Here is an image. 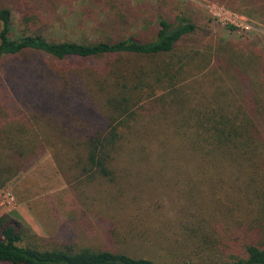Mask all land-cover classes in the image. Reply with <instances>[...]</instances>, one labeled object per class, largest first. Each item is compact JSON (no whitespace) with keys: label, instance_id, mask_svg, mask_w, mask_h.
<instances>
[{"label":"trees","instance_id":"obj_1","mask_svg":"<svg viewBox=\"0 0 264 264\" xmlns=\"http://www.w3.org/2000/svg\"><path fill=\"white\" fill-rule=\"evenodd\" d=\"M213 1L264 24V0ZM10 2L0 0V61L24 53L48 60L23 63L28 71L16 68L8 79L27 73L21 87L35 88L36 101L60 106L45 117L49 112L21 96L33 105V120L10 121L0 101V191L46 151L69 185L113 183L115 155L124 162L150 152L155 167L167 172L187 161L193 173L214 178L198 181L196 196L193 189L189 195L177 190L185 205L172 200L165 214L181 216L164 228L187 234L180 247L201 257L164 264H264V54L252 51L238 61L205 57L185 43L197 31L186 13L159 18L149 38L130 27L105 40L56 39L36 26L48 20L40 10L45 0L17 1L24 27L15 38ZM60 2L49 3L53 13ZM120 234L111 226L107 237L114 241ZM37 241L21 223L0 216V264H161L73 242L43 249Z\"/></svg>","mask_w":264,"mask_h":264},{"label":"rangeland","instance_id":"obj_2","mask_svg":"<svg viewBox=\"0 0 264 264\" xmlns=\"http://www.w3.org/2000/svg\"><path fill=\"white\" fill-rule=\"evenodd\" d=\"M17 1L11 0L9 3L14 10L15 38L20 36V30L24 27L19 19L21 14L17 12ZM52 1L54 0H45L40 9L45 10L43 16L48 20H44L45 24L38 20L36 26L47 30L49 35L56 39L105 40L124 35L130 27L143 38H149L159 18L170 17L174 20L177 15L186 13L196 24L197 31L189 36L185 43L193 49H202L205 57L213 58L214 55H219L221 58H233L238 61L252 51L264 54V24L247 17V23L251 26L249 31L225 26L214 19L208 8L215 5L230 10L218 1L103 0L98 5L88 0H62L54 13L53 8L49 6ZM46 60L48 57L42 54L24 53L5 57L0 61V101L4 104V113L9 115L10 121L23 120L27 116L33 120V105L26 106L22 99L34 104L39 92L34 90L35 88L21 87L22 83L27 85L28 80L25 78L30 77L27 73L19 78L8 79L12 74L9 72L16 68L19 71L20 68L28 71L29 66H23V63L36 64L37 61ZM221 63L227 67L225 72H228L226 59L221 60ZM231 72L233 73V68ZM195 88L199 89L198 85ZM21 96L24 98L21 99ZM46 101L38 100L35 104L39 105L36 108L40 111L49 112L45 117H50L53 108L60 105L54 101ZM150 157V152L138 151L126 158L132 161L123 162L124 158L118 159L115 155L113 183L103 181L82 184L77 181L69 185L58 170L51 153L46 151L4 188L10 190L13 195L11 203L1 194L4 189L0 191V216H9L21 223L27 228L28 235L37 236L36 243L43 249H53L73 242L77 247L110 249L133 256L152 257L161 264L168 260L175 262L200 258V255L191 253L194 251L192 248L180 247L181 242H186L187 234L179 232L170 235L167 227L164 228V225L168 226L179 218L180 212L178 214L172 207L178 214L174 218L165 212H168L172 200L177 201V190H185L186 195H189L190 189H193L195 195L199 187L198 181L203 178L211 180L214 176L210 173L203 174L200 170L193 173L196 169L187 168V161L179 171L167 172L166 169L155 167L156 159ZM173 179L175 181H172ZM179 204L184 206V200ZM149 205L159 211L161 218L155 210V213L149 208V211L147 210ZM128 207L132 208V212L128 211ZM99 219L102 222H99ZM230 224L231 220H228L227 225ZM111 226H116L121 233L114 241L107 237ZM169 245L178 249L170 252L163 249H168Z\"/></svg>","mask_w":264,"mask_h":264},{"label":"built area","instance_id":"obj_3","mask_svg":"<svg viewBox=\"0 0 264 264\" xmlns=\"http://www.w3.org/2000/svg\"><path fill=\"white\" fill-rule=\"evenodd\" d=\"M214 19L225 26L240 28L243 31H249L251 26L247 23V17L239 13L228 11L224 6H208ZM4 199L9 203L13 200V195L10 190L4 189L1 191Z\"/></svg>","mask_w":264,"mask_h":264}]
</instances>
